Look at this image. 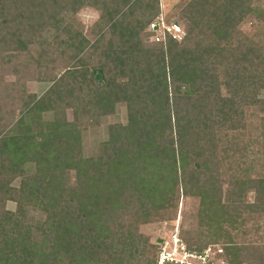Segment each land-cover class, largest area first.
Wrapping results in <instances>:
<instances>
[{
    "label": "trees",
    "instance_id": "obj_1",
    "mask_svg": "<svg viewBox=\"0 0 264 264\" xmlns=\"http://www.w3.org/2000/svg\"><path fill=\"white\" fill-rule=\"evenodd\" d=\"M253 1L191 0L183 10L186 39L156 43L149 26L163 14L159 0L114 6L108 0H0V45L9 36V49L28 50L32 41L25 35L49 27L64 36L60 43L71 60L60 77L53 69L48 92L1 135L0 264H157L158 247L141 228L160 212L173 220L181 191L199 201L200 231L186 232L189 250L203 252L223 239L228 264H264V240H242L253 235L243 232L247 221L264 217V172L256 171L257 160L244 169V153L264 144L224 134L241 129L249 108L264 113V47L238 31L246 16L264 21ZM142 6L145 22L133 16ZM85 7L105 22L93 44L66 23ZM144 45L152 49L148 66L138 59ZM97 54L99 66L83 69ZM81 95L88 114L111 115L122 104L128 109V124L110 127L108 140L89 156L79 123L59 114L64 105L84 101ZM34 110L56 116L35 134L26 128ZM227 159L240 175L224 190L220 165ZM3 200L16 202V211H4ZM31 207L45 220L34 223Z\"/></svg>",
    "mask_w": 264,
    "mask_h": 264
},
{
    "label": "rangeland",
    "instance_id": "obj_2",
    "mask_svg": "<svg viewBox=\"0 0 264 264\" xmlns=\"http://www.w3.org/2000/svg\"><path fill=\"white\" fill-rule=\"evenodd\" d=\"M119 1L121 0H108L113 6ZM190 1L191 0H159L161 11L164 16L172 21H178L186 32H188V27L183 20V10ZM253 3L264 10V0H254ZM143 6L142 8H138L133 16L145 22L148 12L143 10ZM99 16L100 12L85 7L81 8L75 15L69 14L66 17V23L72 26V30L82 32L84 35L83 37L87 38L89 42L93 44L100 30L105 28V22H98ZM238 31L241 33L242 39L247 38L250 43H259L264 47V21L259 20L257 16H246L240 22ZM63 37L57 38L54 34H50L49 27L41 31L38 30L37 33H27V35H25V40L32 42L28 44V50H23L21 52L9 49L8 47L10 44H8V40H11V38L9 36L4 38L5 41L0 45V138L2 137L1 135L9 132L16 125L29 107H34L35 101L43 98L48 92L52 85L49 81V75L53 72V69L58 72L54 73V75L58 74L60 77L63 74L65 66L71 61L68 59V56H65L66 52L64 53V48L60 43L61 39H64ZM205 45L207 46V44ZM149 50L152 49H150L148 45L143 46V54L138 58L139 62H145L147 65ZM99 56L100 55L97 54L93 57H87L82 66L83 69L91 70L97 68L101 62ZM155 60L156 58L152 56L151 66L154 65ZM213 62V58L209 62H206L208 69H214L215 64H213ZM225 68L226 66L224 64L219 66V69ZM222 90L224 95L228 91L225 87H223ZM85 91L87 92L88 90L86 89ZM82 98L85 100L79 101L78 103L73 102L70 106L64 105V107L60 109L59 114L61 116L64 115L68 123H79L84 138L82 151L86 156H89L90 154H95L98 149L103 146L104 142L108 140L110 127L119 124H128V109L127 105L122 104L118 106L115 113L111 115H103L101 111L98 112V115L94 112H89L88 114L87 111L85 113L81 108L83 105L84 109L86 108L85 104H87L88 100L84 96H82ZM35 111L36 110H34L31 116L26 120V128L33 134L37 133L40 129V123H47L56 118L54 111ZM245 118V124L240 126L241 129L232 130L228 128L224 131V134H228L231 139L233 137H240L242 139L241 142L245 144L259 137V143L264 144V136H261L262 133H264V113L254 108H249ZM253 150L254 153H244L247 163L244 165V169L247 166L249 167L251 162L257 160L259 166L256 171L263 173L264 169L262 163L264 160V146L255 145ZM28 165V170L32 169V173H34L36 170L35 164L32 162V164L30 163ZM236 166L237 165L228 159L225 163L220 165L222 168L220 171V178L223 180L224 190L229 188L232 176L235 175L237 177L240 175ZM249 172L251 176L255 175L254 170H250ZM21 181L22 178L20 177L15 179L13 181V187L19 189ZM254 200L255 194L250 193L247 195V202L252 203ZM1 207L4 208L6 212L14 213L17 204L14 201L3 200ZM198 209L199 201L195 198L184 197L181 191L177 216L173 220L168 221L166 219L167 216H165L166 214H162L161 212L154 214L153 217L151 216V221L153 220V222L142 227L141 230L143 235L148 239L149 244L158 247L157 255L161 247L160 243L164 239L171 240L176 234L184 242L185 238H187V231H200V220L197 215ZM28 217L33 219L35 221L34 223L38 220H45L44 213L33 207L28 210ZM128 219L129 221H133L135 217L130 214ZM257 226H260V231L258 234H254L253 231ZM243 230V232L248 233L249 231L253 234L247 235L246 237L243 236L242 240L244 241H258L261 240V238L264 240V217H261L256 224L254 221H247ZM235 234L236 232H233V235ZM217 243V245H211L209 247L224 249L223 239L221 242ZM225 253L226 252L219 255L215 264H228Z\"/></svg>",
    "mask_w": 264,
    "mask_h": 264
},
{
    "label": "built area",
    "instance_id": "obj_3",
    "mask_svg": "<svg viewBox=\"0 0 264 264\" xmlns=\"http://www.w3.org/2000/svg\"><path fill=\"white\" fill-rule=\"evenodd\" d=\"M149 32L156 43L169 39L182 43L187 37L184 28L178 22L168 21L164 14L150 24ZM160 245L157 264H215L219 255L224 254L223 249L213 247H208L203 252L191 251L176 234L171 240L164 239Z\"/></svg>",
    "mask_w": 264,
    "mask_h": 264
}]
</instances>
